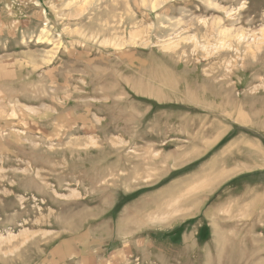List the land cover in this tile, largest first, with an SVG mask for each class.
<instances>
[{"label": "rangeland", "instance_id": "374dc122", "mask_svg": "<svg viewBox=\"0 0 264 264\" xmlns=\"http://www.w3.org/2000/svg\"><path fill=\"white\" fill-rule=\"evenodd\" d=\"M242 263L264 264V0H0V264Z\"/></svg>", "mask_w": 264, "mask_h": 264}, {"label": "bare ground", "instance_id": "6f19581e", "mask_svg": "<svg viewBox=\"0 0 264 264\" xmlns=\"http://www.w3.org/2000/svg\"><path fill=\"white\" fill-rule=\"evenodd\" d=\"M183 84H184V83H183ZM197 84H198V83H197ZM174 85H175V83H174ZM176 85H177V84H176ZM176 85H175V86H176ZM187 85H188V84H187ZM180 86H181V85H180ZM199 86H200V85H199ZM172 87H173V86H172ZM193 87H194V86H193ZM205 87H206V86H205ZM208 87H209V86H208ZM212 87H213V86H212ZM174 88H175V87H174ZM185 88H186V87H184V90H185ZM36 89H37V88H36ZM190 89H192V88L190 87ZM215 89H216V88H215ZM184 90H183V91H184ZM187 90H188V89H187ZM194 90H195V88H194ZM194 90L192 89V90H190V91L193 92ZM212 90H213V89H212ZM200 91H201V90H200ZM204 91H205V90H204ZM213 91H214V90H213ZM184 92H185V91H184ZM179 93H180V92H179ZM188 93L190 94V92H188ZM20 94H21V93H20ZM185 94H186V92H185ZM219 94H220V93H219ZM219 94H218V95H219ZM161 96H163V95H161ZM182 96H183V95H182ZM188 96H189V95H188ZM190 96H191V95H190ZM42 97H43V96H42ZM159 97H160V96H159ZM165 98H166V96H165ZM189 98H190V97H189ZM213 98H214V97H213ZM163 99H164V96H163ZM167 99H168V97H167ZM167 99H166V100H167ZM177 99H178V98H177ZM190 99H191V98H190ZM190 99H189V100H190ZM209 99H210V98H209ZM189 100H188V101H189ZM195 100H196V99H195ZM222 100H223V99H222ZM193 101H194V100H193ZM35 102H36V101H35ZM189 102H191V101H189ZM194 102H195V101H194ZM199 102H201V100H200ZM210 102H211V101H210ZM222 102H223V101H222ZM230 102H231V101H230ZM196 103H197V102H196ZM203 103H204V101H203ZM205 103H206V101H205ZM216 103H217V102H216ZM231 103H232V102H231ZM194 105H196V104H194ZM202 105H203V104H202ZM208 105H209V104H208ZM208 105H206V106L208 107ZM223 105H224V104H223ZM206 106H205V107H206ZM228 106H229V105H228ZM191 107H192V106H191ZM209 107H210V106H209ZM223 107H224V106H223ZM234 107H235V105H234ZM194 108H195V107H194ZM220 109H221V108H220ZM229 109H230V108H229ZM199 110H200V109H199ZM227 110H228V109H227ZM218 111H219V109H218ZM220 111H221V110H220ZM205 112H206V111H205ZM221 112H222V111H221ZM227 112H229V111H227ZM227 112H225L224 114H226ZM216 113H217V112H216ZM219 113H220V112H219ZM210 114H211V113H210ZM221 114H222V113H221ZM227 114H228V113H227ZM211 116H212V115H211ZM214 116H215V115H214ZM230 116H231V114H230ZM231 118H232V117H231ZM216 119H217V118H216ZM101 120H102V119H101ZM221 120H222V119H221ZM98 125H99V123H98ZM191 125H192V124H191ZM236 125H237V124H236ZM195 126H196V125H195ZM195 126H194V127H195ZM48 127H49V126H48ZM181 127H182V126H181ZM177 128H178V127H177ZM173 129H175V128L173 127ZM76 130H77V129H76ZM175 130H176V129H175ZM179 130H181V129H179ZM182 131H183V130H182ZM182 131H181V133H182ZM189 131H190V130H189ZM199 131H200V130H199ZM173 132H175V131H173ZM177 132H178V131H177ZM185 132H186V131H185ZM193 132H194V131H193ZM193 132H192V133H193ZM96 133H97V132H96ZM175 133H176V132H175ZM182 134H183V133H182ZM219 134H220V133H219ZM3 135H4V134H3ZM3 135H2V136H3ZM184 135H185V134H184ZM193 135H194V133H193ZM187 136H189V135L187 134ZM219 136H220V135H219ZM26 137H27V136H26ZM96 137H97V136H96ZM155 137H156V136H155ZM188 138H189V137H188ZM190 139H191V138H190ZM193 139H194V138H193ZM120 140H121V139H120ZM191 141H193V140H191ZM182 142H183V141H182ZM209 142H210V141H209ZM209 142H208V143H209ZM210 143H211V142H210ZM227 143H228V142H227ZM227 143H226V144H227ZM74 144H75V143H74ZM208 146H209V145H208ZM71 147H72V146H71ZM65 148H66V147H65ZM61 149H62V148H61ZM227 149H228V148H227ZM227 149H226V150H227ZM77 151H78V150H77ZM198 153H199V152H198ZM18 155H19V154H18ZM235 157H236V156H235ZM165 158H166V157H165ZM236 158H237V157H236ZM28 159H29V158H28ZM194 159H195V157H194ZM233 159H234V158H233ZM181 160H183V159H181ZM189 160H190V159H189ZM8 161H9V160H8ZM210 161H211V160H210ZM228 162H229V161H228ZM84 163H85V162H84ZM187 163H188V162H187ZM127 164H128V163H127ZM203 166H204V165H203ZM203 166H202V168H203ZM199 167H201V165H200ZM202 168H201V169H202ZM38 171H39V170H38ZM38 171H37V172H38ZM42 171H43V170H42ZM216 171H217V170H216ZM219 171H220V170H219ZM225 172H227V171H225ZM43 173H44V172H43ZM220 173H221V172H220ZM220 173H218V174H220ZM119 174H120V173H119ZM134 174H135V173H134ZM134 174H132V175L134 176ZM225 174H228V173H225ZM225 174H224V175H223V174H220L218 177L215 176V177H217L218 180L216 179V180H217V181H216V180L214 179V180H213V181H215L214 183H216V182L218 183V182H220V180H223L224 177H226ZM42 175H43V174H42ZM120 175H122V174H120ZM216 175H217V174H216ZM213 176H214V175H213ZM45 178H46V177H45ZM47 178H48V177H47ZM49 178H50V177H49ZM118 178H119V177H118ZM160 178H161V177H160ZM196 179H197V177H196ZM73 180H74V179H73ZM174 181H176V180H174ZM178 181H179V180H178ZM30 182H31V181H30ZM211 182H212V181H211ZM178 183H179V182H178ZM60 184H61V183H60ZM39 185H40V184H39ZM39 185H38V186H39ZM167 185H168V184H167ZM176 185H177V184H176ZM180 185H181V183H180ZM180 185H177V186H180ZM209 185H210V182H209ZM215 185H217V184H215ZM215 185H214V186H215ZM181 186H182V185H181ZM181 186H180V189H181ZM115 187H116V186H115ZM209 187H210V186H209ZM39 188H40V187H39ZM178 188H179V187H178ZM18 189H19V188H18ZM173 189H174V188H173ZM173 189H170V191L173 190ZM211 189H212V188H211ZM37 191H38V190H37ZM47 191H48V190H47ZM159 191H160V190H159ZM174 191L176 192V190H174ZM38 192H39V191H38ZM156 192L158 193V191H156ZM171 192H172V191H171ZM175 192H174V193H175ZM207 192H208V191H207ZM39 193H40V192H39ZM160 193H161V192H160ZM187 193H188V192H187ZM164 194H165V193H164ZM175 194H176V193H175ZM188 194H189V193H188ZM16 195H17V194H16ZM159 195H160V194H159ZM186 195H187V194H186ZM191 195H192V194H191ZM241 195H242V194H241ZM169 196H170V195H169ZM169 196H168V197H169ZM181 196H182V195H181ZM199 196H200V194L196 193L194 197L199 198ZM174 197H175V196H174ZM174 197H173V198H174ZM187 197H188V196H187ZM146 198H147V197H146ZM150 198H151V197H149V199H150ZM154 198H155V197H154ZM162 198H163V197H161V199H162ZM171 198H172V197H171ZM182 198H183V197H182ZM191 198H193V197H191ZM142 199H143V197H142ZM142 199H141V201H142ZM161 199H159V200H161ZM180 199H181V198H180ZM183 199H184V198H183ZM183 199H182V200H183ZM194 199H195V198H194ZM194 199H193V201H194ZM172 200H173V199H172ZM197 200H198V199H196V201H197ZM87 201H88V200H87ZM150 201H152V200H150ZM153 201H155L154 203H156V201H157L156 205L158 204V205L160 206V203H158V200H153ZM170 201H171V200H170ZM143 202H144V201H143ZM159 202H161V201H159ZM185 202L188 203L187 206H189V204L192 203V202L189 203L188 201H185ZM194 202H195V201H194ZM137 203H138V202H137ZM137 203H136V204H137ZM145 203H146V202H145ZM145 203H144V204L142 203V206H141V207H143V206L145 205ZM148 203H149V202H148ZM150 203H151V202H150ZM179 203H180V202H179ZM136 204L134 203V206H135ZM194 204H195V203H194ZM196 204H197V203H196ZM1 205H2V204H1ZM138 205H139V203H138ZM170 205H171V204H170ZM179 205H180V204H179ZM181 205H182V204H181ZM14 206H15V205H14ZM136 206H137V205H136ZM159 206H157V207H159ZM163 206H164V205H163ZM185 206H186V205H185ZM21 207H22V206H21ZM54 207H55V206H54ZM62 207H63V206H62ZM148 207H149V206H148ZM154 207H155V206H154ZM164 207H165V206H164ZM169 207L172 208L173 206H169ZM190 207H191V206H190ZM143 208H145V207H143ZM150 208H151V207H150ZM150 208H149V209H150ZM160 208H161V209H164V208H162V205H161L158 209H160ZM193 208H194V207H193ZM57 209H58V208H57ZM145 209H147V208H145ZM158 209H156V210L158 211V212H157V211H156V212H157V213L160 212L159 216H160V215H161V216L163 215V213H161V211H166V210H161V209L158 210ZM174 209H175V206H174ZM186 209H187V211H188V208H187V207H186ZM40 210H41V208H40ZM48 210H49V209H48ZM141 210H142V209H141ZM153 210H154V209H153ZM172 210H173V208H172ZM58 211H59V210H58ZM136 211H137V210H136ZM136 211H135V212H136ZM149 211H150V210H149ZM151 211H152V210H151ZM173 211H174V210H173ZM185 211H186V210H185ZM138 212H139V211H138ZM144 212H145V211H144ZM156 212H154V213H156ZM166 212L169 213L168 209H167ZM182 212H183V211H182ZM206 212H208L207 209H206L205 213H206ZM21 213H23V212H21ZM139 213H140V212H139ZM145 213H146V212H145ZM157 213H156V214H157ZM167 213H165V214H167ZM183 213H184V212H183ZM186 213H187V212H186ZM12 214H13V213H12ZM143 214H144V213H143ZM146 214H147V213H146ZM171 214H172V213H171ZM171 214H170V215H171ZM147 215H148V214H147ZM150 215H151V214H150ZM154 215H155V214H154ZM154 215H153V217H156V215H155V216H154ZM157 215H158V214H157ZM16 216H17V215H16ZM33 216H34V215H33ZM135 216H136V215H135ZM141 216H142V215H141ZM145 216H146V215H145ZM148 216H149V215H148ZM166 216H168V214H167ZM12 217H13V216H12ZM146 218H147V216H146ZM171 218H173L172 215H171ZM171 218H170V219H171ZM158 219H159V218H158ZM160 219H161V218H160ZM139 220H140V219H139ZM217 220H219V219H217ZM159 221H160V220H159ZM163 221H164V220H163ZM219 221H220V220H219ZM220 222H221V221H220ZM256 224H257V223H256ZM232 225H233V224H232ZM253 225H254V224H253ZM219 226H221V225H219ZM223 226H224V223H223ZM227 226H228V225H227ZM228 227H231V226H228ZM233 227H235V226H233ZM239 227H240V226H239ZM239 227H238V229H240ZM225 228H226V226H225ZM236 228H237V227H236ZM222 229H223V228H222ZM233 229H234V228H233ZM253 229H254V228H253ZM214 230H215V229H214ZM218 230H219V229H218ZM220 230H221V228H220ZM220 230H219V231H220ZM236 230H237V229H236ZM214 232H215V231H214ZM217 233H218V232H217ZM238 233H239V232H238ZM239 237H240V236H239ZM186 239H187V238H186ZM229 241H230V240H229ZM211 245H212V244H211ZM158 246H159V245H158ZM186 249H187V248H186ZM187 250H188V249H187ZM167 254H168V253H167ZM167 254H166V255H167ZM170 255H171V254H170ZM247 260H248V259H247ZM251 262H252V261H251ZM245 263H246V262H245ZM242 264H243V263H242Z\"/></svg>", "mask_w": 264, "mask_h": 264}, {"label": "trees", "instance_id": "16d2710c", "mask_svg": "<svg viewBox=\"0 0 264 264\" xmlns=\"http://www.w3.org/2000/svg\"><path fill=\"white\" fill-rule=\"evenodd\" d=\"M205 228H207V227H205Z\"/></svg>", "mask_w": 264, "mask_h": 264}]
</instances>
